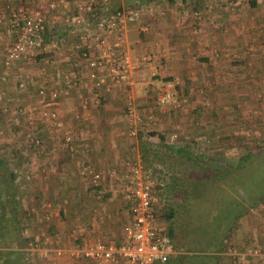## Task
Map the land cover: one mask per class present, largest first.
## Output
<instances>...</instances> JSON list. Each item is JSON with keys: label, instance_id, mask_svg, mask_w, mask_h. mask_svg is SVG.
<instances>
[{"label": "crops", "instance_id": "obj_1", "mask_svg": "<svg viewBox=\"0 0 264 264\" xmlns=\"http://www.w3.org/2000/svg\"><path fill=\"white\" fill-rule=\"evenodd\" d=\"M180 1L167 3L162 14L144 16L127 26L124 48L129 59L133 61L147 55L156 69L146 62L133 65L126 87L134 104L156 113L154 110L171 109V105L157 104L150 91L164 79L178 78V91L184 90L188 109L197 111L203 104L211 107L210 117L199 120L203 125L209 124L198 132L189 127L188 136L194 132L193 138H196L201 131L208 133L209 138L230 136L236 122L233 109H239V96H244L247 90L264 87V0L230 6L212 3L197 27L193 23L191 6L193 1H199L203 8L207 0H185L183 8ZM37 2L28 0L31 6ZM186 3L189 4L186 6ZM11 6L0 0V67L4 47L12 38L8 19ZM51 15L56 17L53 24L59 35L65 34L61 16L58 12ZM73 59L71 42L66 39L59 52H42L30 61L16 62L7 70V76L23 73L33 89L43 87L48 92L51 79L60 80L62 73L75 70ZM90 88L78 85L68 95L45 104L57 111L61 121L50 125L51 137L60 135L61 139L63 132L67 133L65 131L70 128L78 140H74L71 148L63 144L57 151H54L55 146L49 150L43 148L31 161L30 169L35 174L34 177L30 174V181L42 189V195L41 199L33 195V199H28L32 204L23 209L20 226L26 227V238L30 240L43 241L48 237L52 245L64 247L83 240L118 241L122 236L128 213L115 187L109 186L108 172L125 163L123 156L129 150L126 141L132 142L135 138L123 136L121 92L110 85L107 90L101 85ZM33 100V108H40L37 99ZM81 101L86 102L84 110L80 107ZM151 103L154 105L148 108ZM185 113L171 118L162 115V119L173 123L188 122L192 117L188 111ZM214 114L216 118L212 120ZM154 137L151 136L153 140ZM145 138L151 139L142 136ZM79 159H86L100 172L101 183L107 185L103 191H95L92 195L83 183L84 177H79L82 181L73 180L72 174L74 171L77 174L80 167ZM25 254L30 264H65L62 257L53 253L44 261L39 260L36 253ZM74 264L93 263L76 260Z\"/></svg>", "mask_w": 264, "mask_h": 264}, {"label": "built area", "instance_id": "obj_2", "mask_svg": "<svg viewBox=\"0 0 264 264\" xmlns=\"http://www.w3.org/2000/svg\"><path fill=\"white\" fill-rule=\"evenodd\" d=\"M5 1L12 4L8 10L12 38L3 51L0 88L8 82L9 67L16 62L30 61L42 52H59L64 41L68 39L71 42L75 70L62 73L60 80L51 79L48 82V92L43 87L37 90V102L41 106L68 95L70 90L78 85L86 88L101 85L106 90L110 85L123 96V116L128 136H135L140 125L152 121L150 114L142 115L138 111L126 85L133 65L146 62L153 70L156 67L147 55H141L133 61L129 59L124 48L125 30L129 24L137 23L144 16L162 14L167 2L150 1L126 8L113 6L112 0H38L35 6H31L28 0ZM222 1L226 4L227 0ZM180 2L183 8L185 2ZM220 2L221 0H207L202 4V10H191L195 27L203 18V14L209 12L211 4ZM242 2L245 0H235L233 3ZM57 12L66 27L63 35H59L56 25L53 24L56 17L51 14ZM12 78L18 86H23L20 76L14 74ZM89 81L92 82L91 85ZM177 85V78L162 80L154 90V101L159 105H171L173 108L186 103L185 96L177 95ZM80 107L82 110L86 109V102L81 101ZM41 115L46 122H61L54 109L47 108ZM23 138V146H31L36 152L41 151L37 149L41 147V140L36 127L28 130ZM174 138L175 135L170 134L171 143ZM75 139L78 140L73 131L63 135V142L69 148L75 144ZM78 173L87 179L90 185L99 186L100 174L89 163L83 161ZM30 174L23 176L26 183ZM108 182L109 186H114L119 193L128 213L122 226V236L118 241L83 240L78 244L63 247L52 245L51 239L47 237L43 241L29 239L21 247L11 248L30 255L36 253L39 260L43 261L53 253L62 257L65 264H74L76 260H87L93 264L166 263L174 253V248L163 220L156 216L165 203L152 171L139 160H134L111 169L108 172ZM21 233L26 237V227L22 228ZM256 251L253 249L252 253L256 255Z\"/></svg>", "mask_w": 264, "mask_h": 264}, {"label": "rangeland", "instance_id": "obj_3", "mask_svg": "<svg viewBox=\"0 0 264 264\" xmlns=\"http://www.w3.org/2000/svg\"><path fill=\"white\" fill-rule=\"evenodd\" d=\"M112 1H113L112 2L113 6H120V7L127 6V4H132L134 1L140 2V5L145 2H150V1L142 2V0L141 1L112 0ZM249 1H254V3L255 2L260 3L259 1L261 0H256V1L245 0V2L250 4ZM163 2H167V0H164ZM233 2H235V0H227L226 5L230 6L235 4ZM220 3L224 4L222 0ZM25 66H27V64ZM7 77H8V82L1 85L2 87L0 88V158L5 159L8 163H10V165L11 164L14 165V168L18 176L16 182L17 198H18L17 204H18L19 212L23 214L24 213L23 209H25L24 206H29V204H32L30 203V201H28V199L32 198L33 195L35 197L39 196V199H41L40 196L42 195V191H41L42 189H38L40 187L34 186L33 183L30 181L31 178H29V180H27L26 183L24 181L23 176L28 175V173H31V176L34 177L35 173L32 172L33 169H30L32 167L31 161L34 158V156L38 157L43 148L44 150L47 149L49 150L55 146L54 151H57L58 147H61L62 144L65 145L63 142L64 140L62 138L63 134L65 133L61 130L63 132V134L61 133L62 134L61 139H60V135L53 134L55 135L54 138L51 137L49 130L52 129V126L50 125H53L55 123L60 124L61 122L49 123L43 120L41 113L42 111L47 109V107H45L46 103L44 104L43 107L41 106V104L37 102V105L39 104L40 108L39 107L38 108L36 107L35 109L33 108L34 104H32V102L34 101L33 99H38L36 94L39 88L33 89V86H30V83L28 82V77L26 75H24L23 73L20 75V79L23 83V86H18L17 83H14L15 80L9 75ZM178 86L179 84L175 88L177 95L186 97L184 90L178 91L179 89ZM150 93L152 97L153 96L152 94H154V89L150 91ZM241 97L243 98L242 101H240ZM152 98L151 100L154 99ZM188 102L189 101L187 100L186 97V103H182L179 107L176 108L171 107V109H167L159 112L158 110H154L156 113H154L151 110L149 111L147 109H142V108L140 109V106H137L135 104L136 108L142 115L150 114L152 116V121L140 125L139 130L137 131L135 136L133 137L129 136L135 139L132 140V142L126 141L127 145L129 146V150H127L128 152L123 156L125 163L134 160H139L138 158L139 151H137V146L141 147L143 143L147 142L146 138L142 139V136L150 137V138L151 136H155L154 140L153 138L148 140L152 143H162V142L171 143L169 136L170 134H174L175 138L171 144L172 145L174 144L175 146H183V145L188 146L191 151L190 153L192 158L190 163L192 164L195 161L194 155L196 156L199 153H204L206 158L224 157L226 159L233 160L235 167L238 168V173L235 174L233 180L229 182V185H231L232 189L237 190V194L235 193V195H237L239 201L243 200L242 197L239 196V194L245 196L244 198H247L248 201H252L253 199L260 197L264 190V146H263L264 87H258L255 89L247 90L244 96L243 95L239 96V103H240L239 109L236 107H234L233 109L235 111L233 112V114L236 118L235 120L236 122L234 124L235 127H233V130L235 132H233L232 130L230 136H223V137L218 136L216 138H209L211 136L208 135V133L203 134V132L201 131L199 132V134H196V138H193L195 135L194 132H192L191 137H189L190 135L188 136L187 134L188 133L187 129L189 127L191 128L193 127V129L197 131L203 129L204 126L209 124V123H204L203 125L200 123L199 120L201 119L203 120L205 117H210L211 113L209 109L211 107L203 104L199 107L197 111L190 110L188 109V106H186ZM152 104L153 103H151L148 106V108H151V106L154 105ZM37 111L38 113H36ZM186 111H188L192 117V119L188 122L183 121V123L180 122L173 123L172 121L165 122V120L162 119V115L171 118L173 115H178V114L181 115ZM122 113H123V108H122ZM214 115H212L214 117L212 118V120L216 118V115L215 116ZM194 121H196V123H194ZM125 126L126 123L123 120V123L121 125L122 130L124 131L123 136H128L126 134L127 132ZM33 127H36V130L38 131V136L41 140L40 141L41 147H37V149L41 150L40 152H36L35 149L31 148V146L26 147L23 146L22 144L25 133L28 130H31ZM208 128L209 127H207V129ZM56 131L57 130H55V132ZM72 131L74 130L68 128L65 132L70 133ZM197 136H204V138L203 137L200 138ZM122 141L124 142V139H122ZM246 154H251L252 157L248 158L247 161L242 162L240 159L242 155H246ZM83 161L89 163L86 159L85 160L79 159V164H81ZM253 161H257V162L254 163L253 165H250V163ZM158 162L161 163V161ZM117 167H120V165ZM239 169L241 170L240 175H239ZM25 170H28V172H25ZM94 170L97 171L96 169ZM22 173H26V174H22ZM98 173L100 174V172ZM72 175H73V180L76 181V179H78V181H82L81 179H79L80 175L78 174V171L77 174L74 171ZM85 181H83V183L85 186L87 185V188L90 190L92 195H94L95 191H99L101 189L103 191V188L105 187L104 185H106L101 183V179H100V184L97 187L90 185L87 179H85ZM228 192L233 194L232 190H228ZM217 199L220 198L213 199L212 197L210 199V203L213 206H215L217 209L216 212L214 209L211 211L202 210L201 212H199L196 209L194 211V212H199V214L194 213L193 216L195 218V222L190 223L192 226V236L188 237L190 243L200 244L201 242L200 241L201 236L199 235V232H196V229H200L202 227L203 229H205V231L206 229L208 230L206 232L213 233L214 229L217 228V224H221L222 220L224 219V217L222 216L224 210L226 215H229L230 213V215L228 216V221L231 220L230 218L239 215V209L238 210L236 209V211L235 210L231 211L227 209L230 206H232L231 202L230 204L228 202L229 206L226 207V204H224L226 202L221 201V199L220 200ZM39 205L40 203H38V206ZM224 221H225L224 224L227 226L228 222L226 221V219H224ZM163 223L165 224V226L167 225V223L164 220ZM225 225L224 227H222V230H225L224 229ZM233 228H234L233 235L229 241V245L226 247L227 248L226 251L224 252V260L226 261V263L227 264H264V203L261 202L257 204L255 207H250L244 210L239 216V219L235 221ZM110 240H114V239H110ZM3 248L7 249V247H3ZM253 249L257 250L256 255L252 253Z\"/></svg>", "mask_w": 264, "mask_h": 264}, {"label": "trees", "instance_id": "obj_4", "mask_svg": "<svg viewBox=\"0 0 264 264\" xmlns=\"http://www.w3.org/2000/svg\"><path fill=\"white\" fill-rule=\"evenodd\" d=\"M144 1L164 0H142ZM174 1L167 0V3ZM139 5L140 2L134 1L125 7L131 8ZM191 10H202L199 1H193ZM138 151L139 161L152 171L158 182L157 188L160 190L161 198L165 203L156 216L167 223L166 233L173 242L174 253L164 264H227L224 260V252L233 235L235 221L239 219L244 210L255 207L261 202L264 203V190L260 197L252 201H248L244 198L245 196L239 194L243 199L239 201L235 195L237 190L229 185L238 173V168L235 167L232 159L206 158L204 153H199L194 155L195 161L192 164L190 163L191 151L188 146H175L167 142L152 143L148 140L139 147ZM251 157V154L242 155L240 160L245 162ZM256 162L253 161L250 165ZM16 182L17 173L14 165L0 158V264H30L25 252L11 248L21 247L29 240L21 235L20 225L24 214H21L18 209ZM228 190H232L233 194ZM212 197L226 202L224 203L226 207L231 202L232 206L227 209L231 211L239 209V215L228 221L230 213L226 215L224 210L222 216L228 222L227 226L223 219L221 224H217L213 233L206 232L208 230L205 231L202 227L196 229L201 236V242L192 244L188 237L192 236L190 223L195 222L193 214L213 209L216 212V207L210 203ZM196 209L199 212H194ZM224 225L225 230H222Z\"/></svg>", "mask_w": 264, "mask_h": 264}]
</instances>
